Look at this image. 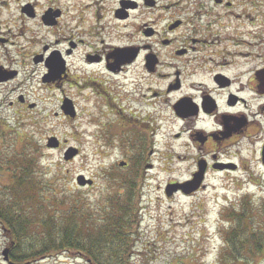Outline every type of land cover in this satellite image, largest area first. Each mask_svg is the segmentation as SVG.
Returning a JSON list of instances; mask_svg holds the SVG:
<instances>
[{
	"label": "flooded vegetation",
	"instance_id": "obj_1",
	"mask_svg": "<svg viewBox=\"0 0 264 264\" xmlns=\"http://www.w3.org/2000/svg\"><path fill=\"white\" fill-rule=\"evenodd\" d=\"M82 95L117 117L105 122L107 144L142 149L141 177L160 159L164 111L177 127V158L193 167L166 185L204 168L196 190L176 194L205 190L209 173L238 181L230 175L252 163L243 149L257 151L258 168L243 175L259 185L264 0H0V115L55 98L77 114ZM156 105L166 109L152 113Z\"/></svg>",
	"mask_w": 264,
	"mask_h": 264
},
{
	"label": "rangeland",
	"instance_id": "obj_2",
	"mask_svg": "<svg viewBox=\"0 0 264 264\" xmlns=\"http://www.w3.org/2000/svg\"><path fill=\"white\" fill-rule=\"evenodd\" d=\"M37 103L34 111L8 106L0 115V138L10 140V147L13 144L18 150L27 143L29 151L40 148L36 153L40 160L36 171L45 186L52 189L48 197L45 196L51 203L63 200L65 203L59 205L66 209L70 201L78 199L89 209L99 208L109 194L125 192L123 175L136 171L139 186L137 232L125 264H215L223 232L228 226L222 210L240 196L252 199L257 205L264 203V172L259 185L248 182L243 175L245 168L248 172L258 168L257 151L242 150L240 155L245 159L251 157L252 163L247 167L240 164L239 171L230 175L238 181L227 180L220 173H209L205 190L190 196L167 197L164 193L166 183L186 179L193 167L177 158L176 154L182 152L172 138L177 127L167 119L164 111H161L163 120L160 121L164 125L154 136L160 159L154 163L151 175L143 178L139 175L140 166L134 167L137 151L142 149L110 145L102 138L108 136L105 122L115 121L117 117L108 114L95 96L82 95L76 99L78 112L74 117L60 111L63 102L58 98ZM154 109L166 108L156 105L151 107L152 113ZM50 137L58 140L56 148L47 147ZM69 147L77 148L78 154L65 161L63 153ZM128 159L132 160L130 166L120 169L118 164ZM80 175L92 180V184L78 185L76 178ZM7 182L8 174L2 171L0 183ZM9 247V237L0 227V264H8L3 260L2 251ZM27 264L90 263L77 252L62 251L38 257Z\"/></svg>",
	"mask_w": 264,
	"mask_h": 264
},
{
	"label": "trees",
	"instance_id": "obj_3",
	"mask_svg": "<svg viewBox=\"0 0 264 264\" xmlns=\"http://www.w3.org/2000/svg\"><path fill=\"white\" fill-rule=\"evenodd\" d=\"M9 141L0 138V173L8 174L0 183V227L9 237V260L22 264L74 251L93 264H125L137 232L136 171L123 175L125 192L109 194L101 207L89 209L75 199L63 209L65 201L46 198L52 189L36 171L40 148L29 151L27 143L18 150ZM222 216L228 226L215 264H264V203L240 196Z\"/></svg>",
	"mask_w": 264,
	"mask_h": 264
},
{
	"label": "water",
	"instance_id": "obj_4",
	"mask_svg": "<svg viewBox=\"0 0 264 264\" xmlns=\"http://www.w3.org/2000/svg\"><path fill=\"white\" fill-rule=\"evenodd\" d=\"M63 113L69 117H74L75 112L73 110V107L71 103L67 100L63 101V105L61 107ZM47 147L48 148H56L58 146V140L55 137H50L47 140ZM78 154V149L74 147L67 148L63 153V159L65 161L71 160ZM263 163H264V149H263ZM125 164L124 162H121L119 165L122 166ZM204 171V168L201 167L200 175H195L191 180L185 181L182 183H175V184H169L166 187V195L170 196L173 192L177 191L178 189L182 190L183 193H190L194 190H196L199 186V183L201 181V175ZM78 185L84 186V185H91L92 180L86 179L83 175L78 176L77 178ZM8 248H5L2 251L3 260L8 262L9 264H13V262L9 261L8 256ZM27 264V263H26Z\"/></svg>",
	"mask_w": 264,
	"mask_h": 264
}]
</instances>
